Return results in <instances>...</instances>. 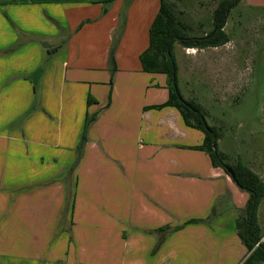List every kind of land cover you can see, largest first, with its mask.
Returning a JSON list of instances; mask_svg holds the SVG:
<instances>
[{"label":"crops","instance_id":"1","mask_svg":"<svg viewBox=\"0 0 264 264\" xmlns=\"http://www.w3.org/2000/svg\"><path fill=\"white\" fill-rule=\"evenodd\" d=\"M123 2L0 0V264L248 256L235 227L248 195L192 150L203 135L174 108L144 110L167 100L166 78L142 70L138 5ZM240 3L264 23V0ZM242 161L264 183V158ZM257 220L264 243V200Z\"/></svg>","mask_w":264,"mask_h":264},{"label":"rangeland","instance_id":"2","mask_svg":"<svg viewBox=\"0 0 264 264\" xmlns=\"http://www.w3.org/2000/svg\"><path fill=\"white\" fill-rule=\"evenodd\" d=\"M164 1L176 20L188 28V36L201 37L211 30L212 12L221 0ZM133 3L138 8L131 12L130 21L141 25L134 28L147 42L149 29L140 20H146L148 12L151 16L158 12L159 0H124V9ZM243 5L229 13L225 32L230 42L222 48L204 52L178 44L173 48L182 95L201 105L209 126L221 128L218 150L229 159L242 160L256 155L264 158V23ZM229 58L235 60L232 72L220 66L221 59Z\"/></svg>","mask_w":264,"mask_h":264},{"label":"trees","instance_id":"3","mask_svg":"<svg viewBox=\"0 0 264 264\" xmlns=\"http://www.w3.org/2000/svg\"><path fill=\"white\" fill-rule=\"evenodd\" d=\"M114 0H109L111 3ZM241 0H221L212 12L211 30L201 37H191L186 34L185 25L179 23L164 0H159V8L148 32V45L139 56L142 70L147 73L163 74L166 78L167 100L158 105L145 107L144 110H162L174 108L180 115L184 125L202 133L201 145L192 150L204 152L214 168H220L228 175L232 172L231 180L248 195L243 209L237 211L235 222L237 236L247 251L243 264H264V243L261 242L262 232L257 220V210L264 200V183L240 159H229L217 148V142L222 138L221 128L207 124L203 108L193 99H185L177 80V71L173 48L178 44L185 49H213L225 46L230 42L225 32L226 21L232 9ZM95 116H87L84 135L79 149L85 143V134ZM229 176V175H228ZM230 177V176H229Z\"/></svg>","mask_w":264,"mask_h":264},{"label":"water","instance_id":"4","mask_svg":"<svg viewBox=\"0 0 264 264\" xmlns=\"http://www.w3.org/2000/svg\"><path fill=\"white\" fill-rule=\"evenodd\" d=\"M228 175L232 178V172L230 170H227Z\"/></svg>","mask_w":264,"mask_h":264}]
</instances>
